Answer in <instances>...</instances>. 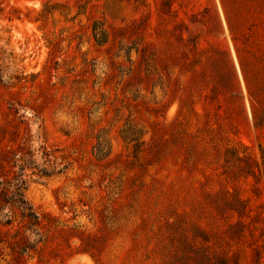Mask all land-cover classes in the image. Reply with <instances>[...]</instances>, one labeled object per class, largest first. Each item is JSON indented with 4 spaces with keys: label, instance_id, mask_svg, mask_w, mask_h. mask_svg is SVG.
I'll return each instance as SVG.
<instances>
[{
    "label": "rangeland",
    "instance_id": "1",
    "mask_svg": "<svg viewBox=\"0 0 264 264\" xmlns=\"http://www.w3.org/2000/svg\"><path fill=\"white\" fill-rule=\"evenodd\" d=\"M0 264H264V0H0Z\"/></svg>",
    "mask_w": 264,
    "mask_h": 264
}]
</instances>
